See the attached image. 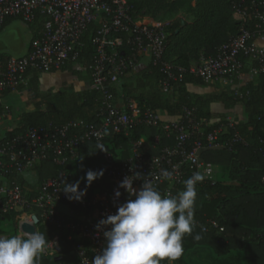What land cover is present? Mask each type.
I'll return each instance as SVG.
<instances>
[{"label": "built area", "instance_id": "obj_1", "mask_svg": "<svg viewBox=\"0 0 264 264\" xmlns=\"http://www.w3.org/2000/svg\"><path fill=\"white\" fill-rule=\"evenodd\" d=\"M232 9L240 21L238 32L220 44L214 55L189 65L187 72L203 83L241 78L243 60L254 64L253 71L264 81V0L234 1ZM10 17L29 24L39 22L41 29L25 55L9 58L5 67H0V95L22 84L29 71L83 66L85 54L89 53V88L99 98L97 121L74 119L58 125L29 126L0 140V175L10 177L9 181L0 182V221L14 215L17 234L24 223L35 225L36 232L39 222L65 229L67 238L73 241L76 264H92V258L105 246L104 228L97 229L96 225L102 218L115 214L117 205L128 198L123 188H119V198L114 196L122 179L140 173L141 179L133 180L135 189L141 188L143 179H151L163 195H177L183 182L194 172L204 173L205 181L216 180L215 165L202 157L205 151L232 150L235 144L246 143L231 118L205 132L207 120L195 119L189 110L184 119L165 121L156 110L139 102L130 100L124 106L111 102L107 87L126 68L134 67L140 56H148L158 65L163 90L180 82L186 72L184 67L165 58L164 28L155 22H139L127 0H0V29ZM235 94L243 96L238 91ZM138 125L155 127L172 139L173 144L161 147L157 154L146 155L138 139L131 143L132 151L127 158L115 159L112 150L104 147L107 132L128 136ZM228 129L233 132L225 136ZM159 139V133L155 134L153 141L158 143ZM88 143H93L103 157L101 170L110 189L82 201H70L58 190L62 187L60 182L70 176L67 165L79 158L81 148ZM47 160L61 168L56 175L45 178L35 188L25 181L18 182V176L23 177ZM165 171L172 174L170 179L162 175ZM65 202L92 207L96 215L86 220L70 218L59 210ZM33 214L38 218L37 223L32 219ZM211 223L217 226L214 221ZM61 252L56 233L48 239L42 256L57 257Z\"/></svg>", "mask_w": 264, "mask_h": 264}, {"label": "trees", "instance_id": "obj_2", "mask_svg": "<svg viewBox=\"0 0 264 264\" xmlns=\"http://www.w3.org/2000/svg\"><path fill=\"white\" fill-rule=\"evenodd\" d=\"M127 1L133 16L134 12L143 5L169 6L172 11H176L185 4L184 0ZM221 1L208 0L207 7L191 25H187L181 19L172 24V32L167 36L165 58L174 56L172 61L185 68L186 72L180 82L163 90L159 67L149 60L145 66L135 65L126 68L118 76L117 81L107 87V90L112 103L124 106L130 100L139 102L156 110L165 121L184 119L186 110H189L195 119L216 118L217 121L205 126V132L225 122L226 113L213 112L212 104L221 103L228 110L235 105L242 107L236 128L240 134L244 135L246 143H237L232 150H208L202 154L205 161L227 168L226 180H203L197 184L193 231L183 238V253L199 245L210 248L218 257L219 264H264V81L259 76L256 85L248 82L239 87H224L223 79L220 78L218 82L211 85L209 91L195 92L188 89L190 84H203L187 72L191 60L197 57L200 50H204L206 55H214L217 47L239 30L240 21L234 15L232 3L241 0ZM235 28L238 30L235 31ZM202 34H205L203 40ZM85 57L83 70L87 74L91 56L86 53ZM243 62L242 75L254 68V64H250L249 61L243 60ZM70 69L73 74L81 73L76 68ZM84 77L86 78V75ZM231 81L237 83L239 79L234 77ZM235 91L241 92L243 96L238 97ZM49 99L50 103L44 110L35 108L32 111L23 112L19 125L9 132L8 136L29 126L49 123L58 125L74 119L97 121L99 98L90 88L78 91L70 85L68 88L52 92ZM227 131L225 136H230L233 132L232 129ZM157 133L160 139L158 143H155L153 137ZM122 136L124 135H113L108 131L105 140L110 139L108 143L104 140V147L114 151L115 140ZM126 137L130 143L143 138L147 147H142V151L146 155L157 154L161 147L173 144V140L166 138L164 133L155 127L145 125L134 127ZM85 147L98 152L93 143H88ZM82 149L83 147L79 158L66 167L70 172V176L67 177L69 183L75 180L79 174V167L85 162V158H82ZM34 169L37 180L35 184L30 185V188H35L45 178L56 175L61 168L47 160ZM101 178L102 188L104 191H109L107 177L103 174ZM16 179L20 183L24 181L22 176ZM9 180L10 177L7 176L1 181ZM183 187L180 188L183 190ZM87 209L95 210L92 207ZM33 212L38 215L36 210ZM5 218L10 220L13 230L7 236L17 234L18 225L15 216ZM211 221H214L217 226H214ZM219 227H222V230H219ZM5 231L7 230L0 228L1 235ZM37 232L44 234L46 239L57 233L62 246L60 259L41 255L39 264H76V252L73 241L67 238V230H58L52 225L39 222ZM197 236L199 239L196 238ZM180 259L181 257L178 261Z\"/></svg>", "mask_w": 264, "mask_h": 264}, {"label": "clouds", "instance_id": "obj_3", "mask_svg": "<svg viewBox=\"0 0 264 264\" xmlns=\"http://www.w3.org/2000/svg\"><path fill=\"white\" fill-rule=\"evenodd\" d=\"M103 175V170H87L82 178L85 188L80 189V180L74 183L62 179L58 190L71 200L82 201L86 189ZM171 178L170 172H163ZM131 177V178H130ZM140 173L126 176L114 190L119 198L123 188L128 198L119 203L115 214L102 218L96 225L104 228L105 246L92 258V264H164L177 261L183 254V238L191 234L194 224L196 186L203 182L205 174L194 172L183 184L177 195H163L151 179H143L139 190L133 187ZM199 239V237H196ZM48 239L40 232L0 235V264H39L46 251Z\"/></svg>", "mask_w": 264, "mask_h": 264}, {"label": "crops", "instance_id": "obj_4", "mask_svg": "<svg viewBox=\"0 0 264 264\" xmlns=\"http://www.w3.org/2000/svg\"><path fill=\"white\" fill-rule=\"evenodd\" d=\"M21 23H25L28 26H21ZM20 26L26 38V43H24L22 33L20 31ZM41 25L39 22L36 23H26L17 17L7 18L0 29V43L3 45L4 49L0 51V67H5L6 62L9 58L20 57L25 55L29 48L31 40L39 34ZM167 46V45H166ZM174 58V56H172ZM149 62L148 56H140L135 65L145 66ZM193 64V62H190ZM190 64V65H191ZM250 64H252L250 62ZM70 68H76L80 70V75L73 74ZM251 73H254L251 75ZM86 75V78L84 77ZM89 74L85 73L83 66L75 65L68 66L60 70L52 71H29L24 79V82L12 90L5 91L0 95V140L5 139L8 133L11 132L16 126L19 125L21 120V114L25 111H32L35 108L45 109L46 105L50 103L49 97L52 92L64 88L65 84H69L75 90L81 91L89 88ZM243 75H251L250 78L244 77L239 78L237 83H233L231 80H223L226 86L239 87L242 84L248 82L256 85L259 81V75L256 74L253 69L248 73ZM218 81H213L210 83L203 84H190L188 89L195 92H206L211 90V85ZM228 83V84H227ZM213 112L226 113V118L228 115H235L239 117L242 112V107L235 105L232 109H225L223 104L214 103L211 106ZM240 114V115H239ZM225 118V120H226ZM207 120V119H206ZM217 121L216 118H211L207 120L208 124H212ZM109 139L105 140V143L109 142ZM142 141V147L146 148L147 144L143 138H139ZM116 149L113 152L115 159L120 160L127 158L131 154V143L126 136L118 137L115 140ZM82 158H85V162L79 167V174L85 173L87 170L91 169L94 171L101 170L104 164L103 157L100 153L92 150L89 147L83 146ZM31 173V174H30ZM34 173V176H33ZM75 178L72 182L74 183L79 179L80 175ZM30 175V176H29ZM24 181L30 187L31 184H35L37 180V175L35 170L24 174ZM30 177V178H29ZM35 177V178H32ZM3 177L0 175V181ZM81 182L79 184L80 189L85 188V183L83 179H79ZM226 180V176H225ZM102 178H98L92 182L90 186L86 189V195L83 198L89 197L98 192L104 191L102 188ZM182 191V189H181ZM88 207L73 205L70 202H65L59 206V210L64 214L68 215L70 218L75 220H86L92 218L96 215L95 210L89 211ZM218 257L212 252V250L205 246H193L187 249L181 256V259L175 261L177 264H219ZM166 264V262H164Z\"/></svg>", "mask_w": 264, "mask_h": 264}, {"label": "rangeland", "instance_id": "obj_5", "mask_svg": "<svg viewBox=\"0 0 264 264\" xmlns=\"http://www.w3.org/2000/svg\"><path fill=\"white\" fill-rule=\"evenodd\" d=\"M184 1H185V4L183 5V7L179 8L177 10L175 9L176 11H172V9L169 6L160 7V6H158V4H153L150 6L143 5L142 7H140L138 9V11L134 12V16L139 22L147 21V22L158 23L159 25H161L164 28V30L167 33V36H169V34H171V32H172L171 26L175 21H178L181 19L187 25H191L193 22H195L198 19L199 15L203 12V10L207 7V4H208V0H184ZM222 1H225V0H222ZM22 25L28 26L25 23H23V24L21 23V26ZM21 26H20V31L22 33L24 43H26V38H25V35L22 31ZM236 29L237 28H235V31H236ZM239 29H240V27H239ZM204 35L205 34L201 35L202 40L205 38ZM187 42H189V41H187ZM3 49H4V47L0 43V51H2ZM208 56H210V55H206L204 50H200L197 57H195L191 61L193 63H195V62L199 61V59L206 58ZM167 58L171 59V60L173 59L172 56H170V58L169 57H167ZM252 74H254V73H251V75ZM251 75H242L243 80H244V77H245V79L246 78L248 79L251 77ZM223 85H224V87H228L224 83H223ZM69 86H70L69 84H65L63 87L68 88ZM227 118H231V119L235 120L237 123L239 122V118L235 117V115H233V114L228 115ZM226 174H227V168L215 165L214 178L216 180H225ZM84 175H85V173H82L79 176L80 177L79 179L83 178ZM33 176H34V173H33ZM32 178H35V177H32ZM5 220L0 221V228H4L7 230L3 234L5 236H7V235L11 234L13 232V230H12L11 223L10 222H4ZM17 232H19L18 229H16V233Z\"/></svg>", "mask_w": 264, "mask_h": 264}, {"label": "water", "instance_id": "obj_6", "mask_svg": "<svg viewBox=\"0 0 264 264\" xmlns=\"http://www.w3.org/2000/svg\"><path fill=\"white\" fill-rule=\"evenodd\" d=\"M32 219L34 221V223H37L38 222V218L35 214L32 215ZM21 229L25 230V232H34L35 231V225H30L28 223H24L22 226H21ZM61 256H57L55 259H60Z\"/></svg>", "mask_w": 264, "mask_h": 264}]
</instances>
